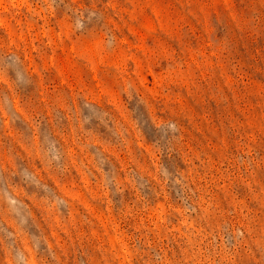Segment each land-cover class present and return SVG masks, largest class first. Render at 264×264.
<instances>
[{
  "label": "rangeland",
  "instance_id": "1",
  "mask_svg": "<svg viewBox=\"0 0 264 264\" xmlns=\"http://www.w3.org/2000/svg\"><path fill=\"white\" fill-rule=\"evenodd\" d=\"M0 264H264V0H0Z\"/></svg>",
  "mask_w": 264,
  "mask_h": 264
}]
</instances>
